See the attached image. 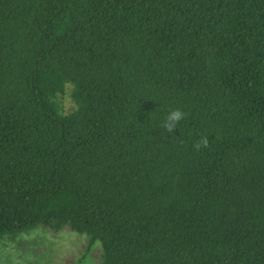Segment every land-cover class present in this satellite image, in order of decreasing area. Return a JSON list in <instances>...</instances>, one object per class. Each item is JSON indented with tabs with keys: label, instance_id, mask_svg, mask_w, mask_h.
<instances>
[{
	"label": "trees",
	"instance_id": "16d2710c",
	"mask_svg": "<svg viewBox=\"0 0 264 264\" xmlns=\"http://www.w3.org/2000/svg\"><path fill=\"white\" fill-rule=\"evenodd\" d=\"M39 228L264 264V0H0V245Z\"/></svg>",
	"mask_w": 264,
	"mask_h": 264
},
{
	"label": "rangeland",
	"instance_id": "374dc122",
	"mask_svg": "<svg viewBox=\"0 0 264 264\" xmlns=\"http://www.w3.org/2000/svg\"><path fill=\"white\" fill-rule=\"evenodd\" d=\"M70 93L68 86L62 99L67 113L76 108ZM86 245V236L69 229L56 233L39 228L20 235L15 241L5 240L0 245V264H79ZM101 261L102 247L98 243L81 264H101Z\"/></svg>",
	"mask_w": 264,
	"mask_h": 264
},
{
	"label": "clouds",
	"instance_id": "9594fccd",
	"mask_svg": "<svg viewBox=\"0 0 264 264\" xmlns=\"http://www.w3.org/2000/svg\"><path fill=\"white\" fill-rule=\"evenodd\" d=\"M185 118V113L180 109L171 110L168 116L165 118V122L162 124V127L168 132L172 133L175 129H177L178 123ZM193 147L199 151L201 148L209 147L208 138L202 137L198 140Z\"/></svg>",
	"mask_w": 264,
	"mask_h": 264
}]
</instances>
